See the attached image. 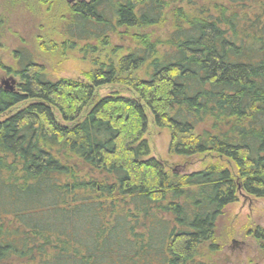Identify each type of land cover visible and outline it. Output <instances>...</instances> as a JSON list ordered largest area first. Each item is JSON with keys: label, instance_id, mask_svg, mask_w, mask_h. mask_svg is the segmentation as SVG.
Instances as JSON below:
<instances>
[{"label": "trees", "instance_id": "trees-1", "mask_svg": "<svg viewBox=\"0 0 264 264\" xmlns=\"http://www.w3.org/2000/svg\"><path fill=\"white\" fill-rule=\"evenodd\" d=\"M174 2L69 5L67 26H100L99 47L79 49L84 80H52L31 57L0 65L18 78L0 87V264H212L224 209L239 191L264 198V0ZM110 86L137 98L102 96ZM146 109L169 155L217 160L169 171Z\"/></svg>", "mask_w": 264, "mask_h": 264}, {"label": "rangeland", "instance_id": "rangeland-1", "mask_svg": "<svg viewBox=\"0 0 264 264\" xmlns=\"http://www.w3.org/2000/svg\"><path fill=\"white\" fill-rule=\"evenodd\" d=\"M76 1L80 0H56L52 3L45 0L47 4L42 0H0V65L16 69L19 67L17 55L24 62L31 57L44 65L52 80H84L85 73L91 69L90 54L82 55L79 49L85 44L99 47L98 35L101 32L98 30L100 26L91 24L87 28L88 33L84 34L73 24L67 26L69 5ZM166 1L171 3L172 0ZM175 1L174 4L179 0ZM157 34L155 32L154 36ZM108 35H111V45H123L124 50L131 47L128 38L121 40L115 34ZM67 38L74 42L73 50L57 47L53 52H46L40 46L41 41L50 40L58 46ZM2 66L0 87H5L4 82L11 85L10 79L17 84L18 78L7 73ZM111 92L137 98L134 92L121 86L105 87L100 94L106 96ZM146 116L148 123L144 139L148 142L150 156L163 162L169 171L184 175L217 160L210 154L190 157L169 155V131L155 127L147 109ZM216 226L220 248L218 252L209 254L212 264H264V198L239 191L237 200L224 209Z\"/></svg>", "mask_w": 264, "mask_h": 264}, {"label": "water", "instance_id": "water-1", "mask_svg": "<svg viewBox=\"0 0 264 264\" xmlns=\"http://www.w3.org/2000/svg\"><path fill=\"white\" fill-rule=\"evenodd\" d=\"M9 81H10L11 85H8L7 82H4L3 84L5 85V89H6V90H8V91H13V90L15 89V85H16V83H15V81L12 80V79H10Z\"/></svg>", "mask_w": 264, "mask_h": 264}]
</instances>
